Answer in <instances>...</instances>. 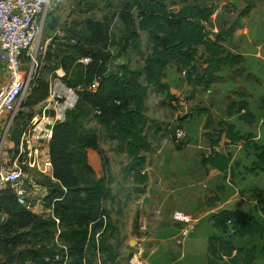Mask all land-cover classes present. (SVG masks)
Returning a JSON list of instances; mask_svg holds the SVG:
<instances>
[{"label":"trees","instance_id":"obj_1","mask_svg":"<svg viewBox=\"0 0 264 264\" xmlns=\"http://www.w3.org/2000/svg\"><path fill=\"white\" fill-rule=\"evenodd\" d=\"M111 1L116 2L112 15H104L101 20L87 18L79 30H66L61 40L53 37L43 58L39 59L43 73L55 77V71L60 69L66 86L74 89L81 86L82 89L64 121L54 125L48 143L50 174L40 175L46 191L43 208L48 212L38 215L26 210L18 205L8 187L0 191V264H61L45 262L44 249L37 248L55 235L53 218L59 221V239L67 246L65 264H99L101 257L105 258L103 263H113L115 252L104 236L109 225L104 203L111 196L108 160L99 147V134L86 129L85 123L94 121L104 138L115 143L114 151L125 155L128 161L123 176L131 177L143 190L148 182L144 171L145 155L152 151L150 138L154 135L149 138L146 132L148 95H162L169 102L166 106L170 107L173 102L171 107H177L174 103L177 98L170 91L172 83L165 81L168 68L173 66L179 75L185 70V85L211 88L214 94L220 93L213 86L221 83L218 79L225 71L236 68L243 77L248 76L241 67L243 57L227 52L223 42L240 27L241 18L249 14L259 0H240L239 10L231 5L224 6L214 21L212 14L216 6L210 4V0H107ZM232 11L237 14L228 24L225 16ZM49 14L44 26L53 30ZM114 18L121 25L119 37L111 33ZM142 37L148 53L140 68L131 69L127 63L112 65V48L141 53ZM83 59L89 62L81 63ZM22 60L29 62L25 56ZM94 80L98 81V87L90 92L87 87ZM47 97L48 81L42 76L36 77L30 83L23 105L33 108ZM164 98L160 101L163 105ZM247 100V96L239 92L227 106L226 115L236 116L238 123L251 127L254 115ZM260 108L264 114L263 99ZM198 114L206 116L203 137L211 150L208 156H202L204 167L229 171L231 177L237 172L239 175L241 170L248 175H258V169L264 172L261 167L264 165V144H256L252 132L242 133L235 124L225 120L215 123L207 109L198 110ZM32 117L28 113L14 119L18 135L26 130ZM259 124L264 133L263 119ZM213 125L217 127L216 138L207 132ZM221 137L227 144L242 143L245 157L252 156L251 166L234 161L229 151L216 152ZM248 148L253 150L248 152ZM89 150L97 152L101 159L102 176L96 180L87 159ZM240 194L249 197L259 216L248 215L239 207L240 210L226 209L211 215L209 221L219 234L208 238L207 264H257L258 260H264V189L254 188ZM234 238L240 244H236ZM249 241L254 243L248 246Z\"/></svg>","mask_w":264,"mask_h":264},{"label":"rangeland","instance_id":"obj_2","mask_svg":"<svg viewBox=\"0 0 264 264\" xmlns=\"http://www.w3.org/2000/svg\"><path fill=\"white\" fill-rule=\"evenodd\" d=\"M224 1L226 2L227 0H210V4L213 3L214 6L220 7L222 12L223 7L225 6H223ZM229 1L230 0H228V2ZM115 5L116 2H107V0H52L49 11V20H51L54 24V29L52 30V33L55 32L54 38L56 37L58 38L57 40H61L60 38L66 35L64 32L68 29L79 30L81 28V25L83 24V21L87 18L101 20L104 15H112L114 13L113 7ZM234 15L236 16V14ZM256 17L257 14L254 16H252L251 14L248 18H246L247 23L245 26L251 31L250 42H248V39L245 37L240 38L241 40L246 41V43L248 44L247 48L250 53V56H244L243 60V68H245L246 74L248 76L243 77L242 73L239 70H235L236 68L231 69L230 72L225 71L223 76L219 77L218 79V82L221 83H217L213 86V89L220 90V93H216L215 96V90H211V88L208 90L202 88L189 89V87H187L182 82V78L184 77L181 74L179 75L173 66H170L168 68L169 75L166 76L165 80L172 83L171 88L177 94V100L174 101L175 106L177 107H171L172 103L170 102L171 108L168 109L166 108V106H163L159 110V113L156 112V114L159 116L161 113L166 116L167 113L172 114L180 112L178 118L171 124H166L164 129L165 133H167V135L169 134L173 141H175L173 138L174 130L177 127H182L185 129L186 138L184 140L178 141L177 144L180 146V150L176 149L175 146L173 147V149H175L176 151L184 153L182 149L189 144L190 146H188V148L193 147L196 151L197 148L194 147V144H196L202 145V147L200 146V151L206 153L207 150L210 149L209 142L206 141L203 137V133L206 131L205 124L207 119L204 117V114H202L203 116H201V114H198V110L207 109L209 114L212 113V116L210 115V117L215 123L222 121L223 119L225 120L227 119L225 117V109L231 102H228L230 97L225 98V96L233 93L232 97H238L240 89H244L242 93L245 95V97L247 96L248 98L247 101L250 105V112L254 115V125L249 127V129L242 125L240 126L239 130L242 133L248 131L252 132L255 136L254 142L258 145L264 144V133L261 124H259L261 119H263L264 121V114L260 108L261 99L264 100V49L261 51L263 59H257L254 57L255 53L257 52L256 47L264 42V24H261V22L257 20ZM253 20H255V22ZM231 21L232 19H229L228 24ZM45 26L42 33V38L43 36H45L44 32H46ZM120 30L121 25L118 19L114 18L111 27L112 35L119 37ZM141 42V53H136L132 49L124 50L118 47L112 48V65L116 66L118 64L127 63L131 69L140 68L142 66L143 57L148 53L147 43L144 37H142ZM233 45L234 44H231V46ZM24 61L23 73H25L29 69V63L26 60ZM41 63L42 62H40V60H37V66L34 68V70H32L34 78L42 76L49 82V80L54 76L51 75L50 77L48 73H43ZM222 73L223 70L220 71V74ZM26 96L23 99L21 109L16 117H25L28 113H31L32 115H38L40 112L43 103H40L33 108L24 107L23 104ZM163 97L164 96H162V98ZM153 98H155L154 94L149 96V108L147 111L149 117H151L153 113L152 106L154 103H151ZM85 128L96 130V132L99 134V147L103 156L108 160L109 167L107 180H109L110 182L109 187L111 189V196L104 203V207L109 214V225L105 230L104 236L107 239V244L115 252V257L113 263H108L106 261L103 263V260H105V258L101 257V262H99V264H132V260L135 257L134 255L139 256V253H141V264H207L208 238L212 235L219 234L212 227L208 218H199L197 228L193 231H190L188 236L184 239L182 245H177L175 239L178 235L180 227L176 226L172 221L170 222L169 219L166 218L167 224L164 225L166 227L164 229H157L156 223L157 221L159 222L160 216L156 218V210L155 212H150L149 203H147V198H145L146 191L144 193L141 187H137V185L132 181L131 177L123 176L122 171L128 162L126 156L114 151L115 143L104 138V136L101 134V129L96 126L94 121H88L87 123H85ZM159 128L161 129V127ZM216 128V125H213L210 129L207 130L212 138H216L217 136ZM151 129H154V126H152V128L150 129L148 127V129L146 130L149 138L152 135V133L150 132ZM222 141H226V139L224 137H221L220 142ZM240 146H242V148H240ZM42 149H44L43 153L48 157V146H43L41 150ZM217 149L220 152L229 151V154L234 161H240L241 164L248 165V167L249 165L251 166L250 162L252 160V156L248 158L245 157L246 155L243 150L242 143L233 145L227 144L225 142L220 148ZM251 150L253 149L248 148V152H251ZM168 154H171L170 146L165 148L162 153L163 156ZM162 155H159V158H161ZM167 157L163 165L161 166L162 168H160L159 171H156L157 169L155 168V165L150 164V160L147 161V168H149L150 170L149 175L151 179L155 177V174H157L158 179L160 177H164L168 182L175 179L174 177L173 179L170 178L174 174L178 173V168H172V165L167 163V161H169ZM87 159L88 163L94 170L93 178L95 180L100 178L102 176V167L101 159L98 153L90 150L89 153H87ZM261 167L264 168V165H261ZM244 171L245 170H241L239 175L237 172L234 176L238 180L236 186L239 189H242L246 192L254 188L264 189V172H261L258 169V175H248L244 174ZM243 175H245L244 178L238 179L239 176ZM33 177L35 184H38L39 186L41 185V182L44 181V178H42L38 173L34 174ZM158 179L157 182L155 180L156 184H154L155 182H153V180H151V183L149 184L148 191L151 193L152 197L155 195V189H158L160 185V181H158ZM230 181L231 179L229 180V183ZM174 184L178 188V193L183 194L188 191L187 186L184 185L183 182L179 181ZM196 186H198V188H201L199 184ZM216 186V182H209L207 186H205L206 189L202 190V192L212 191L215 193L214 187ZM40 187L42 188V185ZM40 187L37 193L39 196L42 194V192L40 191ZM227 190L228 192H230L229 188H227ZM159 194L161 195V192H159ZM163 195L165 196L166 192ZM217 195L219 196V200L221 199V201H224L225 196L222 192L217 191ZM238 197H240V195H236L233 198ZM244 197L246 201H240V203H238V207L242 210V212L248 213V215L257 216L258 213H256L253 209V202L251 203L248 196ZM36 198H38V196ZM214 202H216V200L214 199L210 201V203ZM222 208L234 209V206L224 205L221 207V209ZM181 211L184 213H188L194 217H199L197 213L193 211H189L187 209H182ZM59 240L60 239H58V241ZM236 240L237 239L234 238L235 243L240 244ZM48 243H54V250H60V247L55 244L54 235L50 236V238L40 243L37 248L42 251L44 246ZM253 243L254 241H249L246 244L250 246ZM58 254L61 255V253ZM257 264H264V260H258Z\"/></svg>","mask_w":264,"mask_h":264},{"label":"built area","instance_id":"obj_3","mask_svg":"<svg viewBox=\"0 0 264 264\" xmlns=\"http://www.w3.org/2000/svg\"><path fill=\"white\" fill-rule=\"evenodd\" d=\"M51 3L52 0H0V61L8 75V83L0 87V119L7 115L9 121L14 120L29 91L34 78L32 70L37 66V60L43 58L47 47L41 36ZM220 13V7H216L212 20L214 21ZM23 56L29 61V69L25 73ZM80 62L86 64L89 59ZM181 75L185 77L186 71H182ZM63 76L62 70L55 71V77L49 80L47 99L43 102L39 114L30 119L26 130L21 134L16 161L7 165L2 161L0 153V191L8 187L18 205L29 211H32L35 205L43 208V197L36 198L35 204L31 201L37 197L33 175L50 174L49 156L47 157L41 148L48 146L54 125L64 121L66 112L75 106L79 98L78 92L82 89L81 86L76 89L66 86L62 81ZM97 87L98 81L94 80L87 90L95 92ZM173 138L176 142L184 140L185 129L177 127ZM1 148L2 144L0 151ZM53 220L56 228L54 240L60 250H54V243L46 244L43 248L44 260L47 263L65 264L68 261L67 246L58 241L60 223L56 218ZM172 220L183 224L175 239L177 245H182L190 231H193L196 221L190 214L181 211L173 212ZM140 255L141 253L139 256L134 255L132 264H141Z\"/></svg>","mask_w":264,"mask_h":264},{"label":"crops","instance_id":"obj_4","mask_svg":"<svg viewBox=\"0 0 264 264\" xmlns=\"http://www.w3.org/2000/svg\"><path fill=\"white\" fill-rule=\"evenodd\" d=\"M226 2L225 1L223 2V6L224 5L225 6L231 5V7H236V8H238V10L240 9V6H241L240 0H230L229 2L227 0ZM256 7H258V8H256ZM224 14H227V13H224ZM229 14L230 15L225 16L226 22H228L229 19H231V17L235 16L233 11L230 12ZM235 14H237V13H235ZM249 14L250 15L252 14V16L257 14L256 19L259 20L261 22V24H264V0H259L256 3V6L254 7V9H252ZM249 14H247L246 16L241 18L240 27L235 30V32L233 33V35L230 38H228L225 42H223V46L227 52H229L233 55H241L243 57V60H244V56H250L249 50L247 48L248 44L246 43L245 40L240 39L241 37H245L248 39V42H250L251 31L245 26L247 23L246 18H248L250 16ZM225 17H224V19H225ZM253 21L255 22V20H253ZM45 29H46V32H44L45 36H43V38L41 36V40L43 39L42 42L47 43V45H48L50 40L55 36V32L52 33V30H50L48 26H45ZM48 29L50 32L48 31ZM43 30H44V27H43ZM43 30H42V33H43ZM214 30L217 31L216 28H214ZM231 44H234V45L231 46ZM263 49H264V42L259 44L256 47L257 52L255 53L254 57L257 59H263V56L261 54V51ZM242 67H243V64H242ZM59 70L60 69H58L56 71H59ZM166 82H168V81H166ZM182 82L184 84V78H182ZM7 83H8V75H7V72H6L4 65L0 61V87L6 85ZM222 83H225V82H222ZM187 87H189V89L190 88L200 89L199 87H194L192 85L187 86ZM243 90L244 89H240V92H242ZM171 93L177 97L176 92L173 91L172 88H171ZM153 94L154 93H150L148 95L147 100H146L145 116L147 118V127H149V129H150V128H152V126H154V129H151V131H150L152 133V135L153 134L154 135L152 136L153 138L151 137L152 139L150 138L151 139L150 142L152 144V151L145 155L146 167H145L144 171L148 175V182L142 188L144 190V193L146 191L145 198H147V203H149L150 212H155V210H156V212H155L156 218L158 216H160L159 222L157 221V223H156L157 224L156 228L157 229L158 228L164 229L166 227L164 225L167 224L166 218H168L170 222L172 221L176 226L180 227L179 228V231H180L181 228L183 227V224L172 220V214H173V212L181 211L182 209H187L189 211H193V212L197 213V215L199 216L197 218V217H194L191 215L196 221L193 230H195L197 228V223L199 221V218L207 217L209 220V217L211 215L216 214L217 212H219L221 210H226L224 208L221 209V207L224 205H231V206H234V209H239L238 203H240V201H246L244 196H247V195L244 194V196H241L240 193H241V191H244V190L239 189L236 186V183L238 180L235 177H231L229 171L228 172H219L218 170H216L210 166L204 167L202 165V161H201L202 156H204V155L208 156L210 154V151H211L210 149H208L206 153L202 152V151H200V146L202 147V145H196V144H194V147L197 148L196 151L193 147L188 148V146H190V144L186 145L185 148L182 149L184 151V153H181L180 151H176L175 149H173L174 146L176 149H179L180 146L177 144L178 142H175L171 139L169 134L167 135V133H165L164 129H165L166 124H171L174 120H176L178 118V115L180 112H176V113H172V114L167 113L166 116H164L163 114L160 113V115L158 116L156 114V112L159 113V110L163 106H166V102L167 103H169V102L166 101L167 100L166 99V100H164L165 104L163 105L162 102H160V101H163L161 99H163L164 97L162 98L161 95L156 96L154 94L155 98H153V100L151 102V103H154L152 106V108H153L152 112L153 113H152L151 117L148 116L147 111L149 108V104H148L149 96L153 95ZM214 96H215V94H214ZM232 96H233V93H230L227 96H225V98L230 97V99L228 100V102H230L231 100L234 99V97H232ZM225 98H221V99H225ZM171 103H173V102H171ZM166 108L169 109L170 107L166 106ZM209 115L212 116V113ZM201 116H203V115H201ZM204 117L206 118V116H204ZM225 117L227 118V119H225V121L232 123V124H235L237 129H239L240 126H242V125L245 126L246 128L250 127V126L246 125L245 123H241V124H240V122L238 123V121H236V118H237L236 116L227 117L226 109H225ZM223 121H224V119H223ZM238 124H240V125H238ZM188 126H187V129H188ZM159 127H161V129ZM18 130H19V128L16 124V121H14V120L9 121V117L7 115H4L0 119V146L2 144V148H1L0 153H1L2 161L5 162L7 165H11L14 161H16L17 156H18V145H19V141L21 138V135H18ZM189 130H190V128H189ZM197 130H198V128H197ZM170 140L172 141V143ZM16 141H17V143H16ZM224 143H225V141L220 142L219 146L215 148V151L220 152V151H218L217 148H220ZM169 146L171 148V154L163 156L162 153H163L164 149L169 147ZM89 151L87 153H89ZM220 153L225 154L224 151L220 152ZM159 155H162V157L159 158ZM167 156H169V157H167ZM166 157H167V159H169V161H167V163L172 165V168H174V169H176L175 167L178 168L177 169L178 173L174 174L170 178V179H173V177H174L175 179L168 182L167 180H165L164 177H160L158 179L157 174H155V177L153 179H151L150 175H149L150 170H149V168H147V161L150 160V164L155 165V168L157 169L156 171H159V169L162 168L161 166L163 165ZM184 158H188V159H184ZM186 164H188V165H186ZM151 175H152V173H151ZM244 176L245 175L239 176L238 179L244 178ZM157 179H158V181H160V185H159L158 189H155V192H154L155 195L152 197L151 193L148 191L149 190V184L151 183V180H153V182H155V180H156V182H157ZM230 179H231V181L229 183ZM232 179H233V183H232ZM164 181H166V182H164ZM179 181L183 182L184 185L187 186V189H188L187 192H185L183 194L178 193V191H177L178 188L174 183L179 182ZM156 182L154 184H156ZM209 182H216L217 186L214 187L215 193L212 191L202 192V190L206 189L205 186H207V184ZM198 184L200 185L201 188H198V186H196ZM40 186L38 184L34 185L37 193L39 191ZM227 188L230 189V192H228ZM158 190H159V192H161V195L159 194ZM216 190L219 192H222L224 194V196H225L224 201H221V199L219 200V196L217 195ZM40 191L42 192V194L39 196L36 193L37 196L38 197H44L46 194L45 187H43V186H42V188L40 187ZM164 191L166 192L165 196L163 195L165 193ZM236 195L237 196L240 195V197L233 198ZM212 199L216 200V202H214L215 205H214V203H210V201ZM35 200H36V197H35V199L31 200L33 202L32 204H35ZM222 203H223V205H222ZM216 206H218V207H216ZM234 209H227V210H234ZM32 212L40 215V214L46 213L48 211L42 207L35 205Z\"/></svg>","mask_w":264,"mask_h":264}]
</instances>
